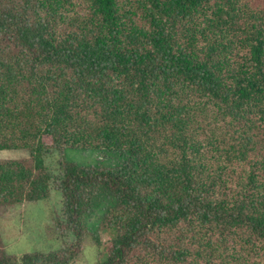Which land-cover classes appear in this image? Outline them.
Masks as SVG:
<instances>
[{
  "label": "trees",
  "instance_id": "obj_1",
  "mask_svg": "<svg viewBox=\"0 0 264 264\" xmlns=\"http://www.w3.org/2000/svg\"><path fill=\"white\" fill-rule=\"evenodd\" d=\"M2 150L0 208L57 191L72 241L0 264H264V0H0Z\"/></svg>",
  "mask_w": 264,
  "mask_h": 264
},
{
  "label": "rangeland",
  "instance_id": "obj_2",
  "mask_svg": "<svg viewBox=\"0 0 264 264\" xmlns=\"http://www.w3.org/2000/svg\"><path fill=\"white\" fill-rule=\"evenodd\" d=\"M28 155L26 150H2L0 161L24 159ZM60 159L78 166L109 168L111 165V162L96 150H66L63 154L54 151L44 158V165L53 179L57 175ZM61 200V195L57 191H51L49 198L45 200L0 208L2 251L6 255L19 257L28 252L56 251L64 243H70L72 239H61L53 226V218L61 215ZM93 213L88 217L90 218L88 226L91 230L98 218V212ZM113 236L111 231L99 233V236L95 237L96 239L99 237L98 243H95L91 236H85L82 242L83 250L73 264H96L102 260L101 252Z\"/></svg>",
  "mask_w": 264,
  "mask_h": 264
}]
</instances>
